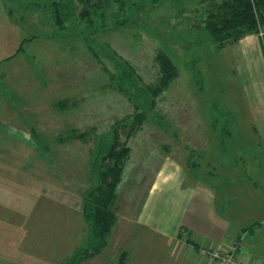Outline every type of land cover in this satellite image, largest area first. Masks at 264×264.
Here are the masks:
<instances>
[{
  "label": "rangeland",
  "instance_id": "374dc122",
  "mask_svg": "<svg viewBox=\"0 0 264 264\" xmlns=\"http://www.w3.org/2000/svg\"><path fill=\"white\" fill-rule=\"evenodd\" d=\"M74 6L61 28L49 9H27L34 12L27 36L34 37L0 68V126L32 142L36 155L21 150L38 160L30 162L38 173L29 189L22 172L13 179L19 184L0 178V264H65L85 243L82 205L96 183L89 164L94 142L111 134L116 121L130 124L145 112L129 93L157 78L158 47L177 64L178 75L128 139L106 246L75 264L216 261L218 250L196 243L208 245L210 234L242 237L264 205V31L261 40L255 34L217 50L198 34V22L166 1L124 16L109 11L101 28L97 18L90 26L76 22L80 6ZM126 16L125 24L113 23ZM130 69L132 81L120 85L118 74ZM171 159L185 180L169 175L153 187ZM189 182L209 188L224 222L210 217L213 209ZM244 235L246 244L254 243V235Z\"/></svg>",
  "mask_w": 264,
  "mask_h": 264
},
{
  "label": "trees",
  "instance_id": "16d2710c",
  "mask_svg": "<svg viewBox=\"0 0 264 264\" xmlns=\"http://www.w3.org/2000/svg\"><path fill=\"white\" fill-rule=\"evenodd\" d=\"M22 9L33 11L50 10L53 23L59 28L68 19L69 11H75V3L80 6L76 22L92 25L98 19V27H105V17L122 15L130 11H141L161 0H15ZM166 1L184 14L187 21L194 20L200 25L198 34L205 33L210 43L217 50L231 45L248 34H257L260 40L264 31V0H162ZM192 12V13H191ZM128 16L116 19L114 24H125ZM34 36H31L32 38ZM30 38L23 39L14 55L21 51V44ZM158 75L154 82L139 88L133 86L129 93L145 112L134 115L132 123L116 121L111 134L100 136L93 145L90 160L91 181L83 196V214L88 224L85 243L74 252V256L65 264H75L99 254L107 244L112 226L116 220L117 187L122 179L130 155L128 139L137 125L145 119L155 104L156 96L165 89L178 75V66L170 55L161 47L154 54ZM132 69L118 74L120 85L132 81ZM195 77L196 69L191 67ZM124 82V83H123ZM125 85V84H124ZM119 128H127L120 131ZM227 135V134H225ZM79 134L77 137L82 138ZM231 136H227L230 138ZM124 138V139H123ZM224 143V140L221 141ZM42 150L45 148H41ZM237 245V246H235ZM239 238L234 240L233 252L237 251Z\"/></svg>",
  "mask_w": 264,
  "mask_h": 264
},
{
  "label": "crops",
  "instance_id": "0c3cea01",
  "mask_svg": "<svg viewBox=\"0 0 264 264\" xmlns=\"http://www.w3.org/2000/svg\"><path fill=\"white\" fill-rule=\"evenodd\" d=\"M33 14L34 12H30L29 10L22 12L18 3L15 0H0V68L3 64L8 63L12 59L11 56L17 50L20 42L23 39H26L28 37L27 35L29 31L33 30L32 29L33 22H34ZM263 35H264V32H263ZM254 36L256 37L255 34L246 35L240 40H238L237 42H241L243 40H248V39H253ZM237 42H235L234 44H236ZM3 131H4L3 127L0 126V171H1L0 178L6 179L7 181L10 180L15 184L16 183L19 184L20 183L19 181H15L13 179L14 178L18 179V177L20 176L19 172H22L25 174V177L28 179H26L25 183L21 182V184L24 187H27L29 189L31 187L27 185L31 184L32 179L36 178L35 173L36 174L38 173L32 170L34 165L30 162H33V161L38 162V160L35 158L33 159L32 157H28L26 153L25 154L23 153L21 148L22 147L32 148V151L35 153L36 152L35 145L30 141L19 140L15 138V135L12 134L10 131L8 132L6 131L3 132ZM262 139H263L262 144L264 145V137ZM262 152L264 151L262 150ZM161 169H162L160 171L161 175L158 176L159 178L154 181L155 183L153 187L157 186V182L159 181V179L166 180V178L169 175H173L174 177L181 179V181L185 180V179H182L184 172H183V169L181 168V165L178 163V161L176 162L175 160H172V159L166 160L164 165H162ZM41 175L43 174H40L39 176ZM191 175H194V174H191ZM197 175H200V173H198ZM190 177H193V176H190ZM189 183H191L192 185L191 188L195 190L196 196L200 197L206 205L208 203V205H210V207L214 210L215 203L212 200V198L208 196L209 192L207 190L209 188L207 187L206 189L205 188L196 189L195 188L196 186H193L194 185L193 182H189ZM143 208H145L144 205L142 209ZM142 209L139 214V220H141V217L143 214ZM213 210H211L213 212L212 214L209 212L210 217L217 216L215 214V210L214 211ZM261 210L262 212L260 214H256L259 216L258 218L254 220V223L244 228L243 232L241 233L243 236H245L244 234L246 233L250 234L251 236L254 235V241H253L254 243L246 244L243 241L244 239L243 236L240 237L238 235L235 238H230V237H224L222 236L224 234L219 233V234L209 235L208 239L209 240L212 239V242L209 243L208 245H205L204 243H196V244L198 245L203 244L204 246H207L209 248L214 247L213 249L218 250L220 253L226 252L228 256H231L233 254L232 256L235 259H240L242 261L244 260L246 263L248 262V264H264V205L261 207ZM7 217L9 218L10 215H8ZM215 219L216 220L219 219L220 222H224V219L220 218L219 216L216 217ZM16 224L17 223H15V225ZM237 238H239L238 249L237 251L232 252L231 249H232L233 241L236 240ZM250 250L252 252H250ZM230 251L232 252V254L229 253ZM222 257H223V254H222ZM217 260L218 259L214 261L208 258L206 260V263L212 264V261H213L215 264H223L222 262H220V260L218 261Z\"/></svg>",
  "mask_w": 264,
  "mask_h": 264
},
{
  "label": "built area",
  "instance_id": "2783aa9c",
  "mask_svg": "<svg viewBox=\"0 0 264 264\" xmlns=\"http://www.w3.org/2000/svg\"><path fill=\"white\" fill-rule=\"evenodd\" d=\"M231 252V251H230ZM220 253H213L214 257L218 260H220V262H222L223 264H238L237 261L231 259L230 257L226 258V257H222V255Z\"/></svg>",
  "mask_w": 264,
  "mask_h": 264
}]
</instances>
